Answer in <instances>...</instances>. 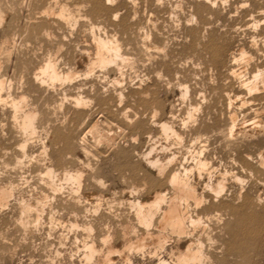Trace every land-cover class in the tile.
Segmentation results:
<instances>
[{
	"label": "rangeland",
	"instance_id": "1",
	"mask_svg": "<svg viewBox=\"0 0 264 264\" xmlns=\"http://www.w3.org/2000/svg\"><path fill=\"white\" fill-rule=\"evenodd\" d=\"M130 1L0 0V80H8L0 91V191L10 194L0 203V264H99L98 256L86 259L92 245L101 255L117 251L105 264H180L179 252L197 251L200 242L211 257L202 264H264V114L256 134L234 137L227 133L230 121L225 125L220 115L229 106L224 98L230 92L224 82L228 69L264 65V0H212L210 6L200 0ZM98 2L104 4L99 10ZM65 4L74 21L58 19ZM200 17L215 21L212 28L200 27ZM96 37H118L121 53L132 60L101 66ZM213 39L228 49L219 71L205 50ZM242 52L248 58L233 64L231 58L240 59ZM48 59H56L62 76L70 73L74 79L43 80ZM22 98L16 110L14 101ZM76 98L85 104L77 105ZM22 111L37 113L35 131L22 130ZM206 111H214L215 123ZM163 122L184 139L166 136L159 127ZM201 157L209 165L194 169ZM157 160L163 171L150 165ZM181 166L193 168L192 176L186 177ZM173 167L196 187L199 206L184 207L202 223L188 224L180 237L166 230L164 248L150 242L141 252L130 251V242L147 230L136 220L134 202L150 203L165 192L162 181ZM48 168L59 175L54 174L56 181L47 178ZM66 172L83 173L81 184L66 181ZM217 180L226 186L219 196ZM155 224L150 231L158 235Z\"/></svg>",
	"mask_w": 264,
	"mask_h": 264
},
{
	"label": "bare ground",
	"instance_id": "2",
	"mask_svg": "<svg viewBox=\"0 0 264 264\" xmlns=\"http://www.w3.org/2000/svg\"><path fill=\"white\" fill-rule=\"evenodd\" d=\"M100 1V0H99ZM131 1H133V0H131ZM130 1V2H131ZM200 1H204L205 3H207L208 5L209 4H211L210 2L212 1V0H200ZM199 1V2H200ZM250 1V0H249ZM134 2H135V0H134ZM134 2H131V3H133L134 4ZM258 2V1H257ZM60 3V2H59ZM213 3H214V1H213ZM226 3V2H225ZM244 3V2H243ZM243 3H241V5L243 4ZM251 3V2H250ZM57 4H58V2H57ZM95 4H96V2H95ZM108 4V3H107ZM132 4V5H133ZM201 4H202V2H201ZM215 4V3H214ZM255 5V4H254ZM257 5V4H256ZM129 6V5H128ZM203 6V5H202ZM210 6V5H209ZM51 7V6H50ZM98 10L99 9H101V8H103L104 7V4H102L101 2H98V4H97V6H95ZM214 7V6H213ZM218 7V6H217ZM70 7H68V4L66 5H61V7H60V12H59V17H58V15H56V16H54V17H58V19L61 17L62 18V21H63V19L64 20H67V21H69V20H73L74 21V19L76 18V17H74V15L72 14L73 12H71L70 11V9H69ZM122 8V7H121ZM206 8V7H205ZM204 8V9H205ZM208 8H210V7H208ZM258 8V7H257ZM52 9V8H51ZM56 9V8H55ZM59 9V8H58ZM105 9V8H104ZM116 9V8H115ZM203 9V10H204ZM57 10V9H56ZM116 10H120V7L119 8H117ZM202 10V9H201ZM209 10V9H208ZM211 10H212V7H211ZM261 10V9H260ZM262 10H264V9H262ZM52 11V10H51ZM51 11H49L50 12V14H51ZM55 11V10H54ZM73 11V10H72ZM101 11H103V10H101ZM204 12V11H203ZM208 12H210V11H208ZM117 13V12H116ZM119 13V12H118ZM217 13V12H216ZM215 13V14H216ZM115 14V13H114ZM205 14V13H204ZM210 14V13H209ZM52 15H55V12H53L52 11ZM117 16V15H116ZM118 16H119V14H118ZM202 16V15H201ZM210 16V15H209ZM52 17V16H51ZM54 17H53V20H54ZM115 17V16H114ZM211 17V16H210ZM214 18H215V16H213ZM217 17H219L218 15H217ZM50 18V17H49ZM116 18V17H115ZM220 18V17H219ZM112 19V18H111ZM212 19V18H211ZM217 19V18H216ZM221 19V18H220ZM220 19H218L219 21H220ZM56 20H57V18H56ZM55 20V21H56ZM61 20V19H60ZM130 20V19H129ZM213 20V19H212ZM215 20V19H214ZM51 21H52V19H51ZM222 21V20H221ZM54 22V21H53ZM60 22V21H59ZM70 22V21H69ZM68 22V23H69ZM213 22H215V21H212V22H210L208 19H206V18H204V17H200V19H199V22H197V23H199V26L200 27H202V28H208V27H210L211 25H212V23ZM132 23V22H131ZM258 24V23H257ZM93 25V24H92ZM256 25V24H255ZM259 25H261V24H258V26ZM62 26V25H61ZM121 27V26H120ZM214 27V26H213ZM237 27V26H236ZM210 28H212V27H210ZM198 29V28H197ZM194 30V29H193ZM221 30V29H220ZM197 31V30H196ZM200 31V30H199ZM207 31V30H206ZM201 32V31H200ZM193 33V32H192ZM196 33H199V32H196ZM211 33V32H210ZM214 34V33H213ZM116 35V34H115ZM190 35V34H189ZM51 36V35H50ZM118 36V35H117ZM159 36V35H158ZM97 38V49H98V62L100 63V65L101 66H109V65H112V63H114V64H117V63H119L120 62V64H125V63H127V62H129V60L131 61L132 59H130V58H128V56H127V54L125 55V54H122L121 53V44L119 43V41H114V40H116L115 39V37H114V40H108V39H110V38H108V39H103L102 37L101 38H98V37H96ZM119 40V39H118ZM220 40V39H219ZM198 43V42H197ZM226 44H228V43H226ZM198 45V44H197ZM123 47V46H122ZM204 47V46H203ZM227 46L225 45V43L224 42H221V40H220V42H218V40H215V39H213V40H211L207 45H205V50H206V52H207V54H209L210 55V57H209V61L212 63V65H213V67L216 69V70H218L219 71V65L220 66H223V65H221L220 64V59H221V57H223V56H221L225 51H226V48ZM199 50H201V49H199ZM228 50V49H227ZM196 51H197V49H196ZM198 52H200V51H198ZM206 52H205V54H206ZM50 53H48V55H49ZM50 55H53V54H50ZM208 56V55H207ZM50 58V57H49ZM208 58V57H207ZM248 58V56H247V53H245V52H242L241 53V55H240V59H238L236 56H233V58H231L232 60L231 61H233V64H236V62H240V61H242V60H246ZM97 59V58H96ZM202 59V58H201ZM49 60V59H48ZM56 59H54V61H55ZM93 60V59H92ZM225 60V59H224ZM54 61H52V60H49V61H45L46 62V64H43V68L41 69V75L43 76L42 78H43V80H44V77L46 78V80H48V81H50V82H59V81H63V79H65V81L67 80V81H69L70 82V80H72V79H74L73 78V75L72 74H68L66 77H64V76H62L60 73H59V71H57V65H56V63L54 62ZM230 61V62H231ZM83 62V61H82ZM209 62V63H210ZM57 63H58V61H57ZM206 63V62H205ZM229 63V62H228ZM97 64V63H96ZM232 64V65H233ZM117 65H119V64H117ZM211 65V64H210ZM229 65H230V63H229ZM231 65V66H232ZM247 66V65H246ZM213 67H211V68H213ZM230 68V67H229ZM234 68V67H233ZM232 67L230 68V69H228V75L225 77V80H224V82H225V86L227 87V89H228V91H230V92H228L229 94H225L226 96H224V98L225 97H227V100H228V102H229V106H228V110L226 109V112L224 113V114H220L221 116H224L225 117V119H227V121L226 120H223L225 123V125H226V123H228V121H230V123H228V126L230 125V127H228V129H227V133H228V135L229 136H231V137H234L235 135H249V134H251V133H255L256 134V131L259 129V128H263V122H261V121H259V120H257L259 117H260V115H262V114H264V106H262V105H264V65L262 66V65H256V67L255 68H252L251 70L249 69V71L247 70V69H239V70H234ZM59 69V68H58ZM121 69H123V68H121L120 66H119V69L118 70H120L121 71ZM105 70V69H104ZM212 70V69H211ZM227 70V69H226ZM209 71V70H208ZM178 72V71H177ZM181 72V71H180ZM224 72V71H223ZM199 73V72H198ZM218 74H220V73H218ZM38 76V75H37ZM223 76V75H222ZM220 77V75L219 76H217V78H219ZM2 78H4V77H2ZM1 78V79H2ZM41 78V79H42ZM35 79H37V78H35ZM40 79V78H39ZM38 80V79H37ZM43 80H42V82H43ZM220 80V79H219ZM218 80V81H219ZM8 80H6V82H7ZM64 81V82H65ZM5 80L3 79V80H0V91H2V90H4V88H6V86H5ZM32 82V81H31ZM30 82V83H31ZM37 82H39V81H37ZM41 82V81H40ZM39 82V83H40ZM47 83V81H44V83ZM47 83V85L48 84H50L51 85V83ZM68 82V83H69ZM220 82V81H219ZM222 82V81H221ZM46 83L44 84L45 86H47L46 85ZM38 84V83H37ZM43 84V83H42ZM221 83H219V85H220ZM40 85H41V83H40ZM39 85V86H40ZM49 85V86H50ZM42 86V85H41ZM48 86V87H49ZM182 86V85H181ZM223 86H224V83H223ZM36 87V86H35ZM44 87V86H43ZM183 87V86H182ZM186 87V86H185ZM226 87H225V89H226ZM184 88V87H183ZM224 88V87H223ZM9 89V88H8ZM149 89V88H148ZM186 89V88H185ZM215 89V88H214ZM220 89V88H219ZM222 89V88H221ZM224 89V90H225ZM221 91V90H220ZM226 91V90H225ZM145 92V91H144ZM144 92L143 93H141V94H144ZM219 92V91H218ZM223 93H225L224 91H222ZM221 92V93H222ZM227 92V91H226ZM7 93V92H6ZM147 93V92H146ZM145 93V94H146ZM148 93H149V91H148ZM147 93V94H148ZM183 93H185V94H183L185 97L187 96V95H189V91H187V89L185 90V92H183ZM244 93H246V96L244 95H242V94H244ZM216 94V93H215ZM3 95V94H2ZM2 95H1V97H2ZM182 95V96H183ZM218 95V94H217ZM221 95V94H220ZM11 96V95H10ZM79 96V95H78ZM140 96V95H139ZM142 96V95H141ZM144 96V95H143ZM4 97V96H3ZM202 97V96H201ZM223 97V96H222ZM10 98V97H9ZM67 98H69V97H67ZM78 98V97H77ZM76 98V99H77ZM204 98H205V96H204ZM203 98V99H204ZM6 99V98H5ZM74 99V98H73ZM220 99H222L221 98V96H220ZM219 99V100H220ZM2 100V99H1ZM24 100H25V98H22L21 99V101L20 102H15L14 101V105H13V107L16 109V110H18V109H20V108H22V104L24 103ZM84 99L83 98H80V99H77L76 101V103H78L77 105H79V104H82L84 101H83ZM206 100V99H205ZM222 100H224V99H222ZM226 100V99H225ZM224 100V101H225ZM75 101V100H74ZM142 101V100H141ZM221 101V100H220ZM219 101V102H220ZM147 102V101H146ZM228 102H226V103H228ZM3 103V102H2ZM239 103H240V105H239ZM84 104H85V102H84ZM215 104V103H214ZM220 104V103H219ZM222 104V103H221ZM220 104V105H221ZM239 106H238V105ZM195 106V105H194ZM194 106H192V107H194ZM212 106V105H211ZM210 106V107H211ZM237 106V107H236ZM12 107V108H13ZM191 107V106H190ZM196 107V106H195ZM198 107V106H197ZM217 107V106H216ZM223 107V106H222ZM222 107H220V108H222ZM225 107H226V104H225ZM225 107H223V108H225ZM234 107H236L235 108V110H233L234 109ZM130 108V107H129ZM212 108V107H211ZM132 110H133V108H131ZM192 109H194V108H192ZM209 109V108H208ZM214 109V108H213ZM127 110V112L129 113V111H128V109H126ZM130 110V109H129ZM131 110V111H132ZM195 110V109H194ZM194 110H193V112H194ZM218 110V109H217ZM216 110V111H217ZM263 110V111H262ZM32 111V110H31ZM35 111V110H34ZM23 112L24 113V115H23V119H22V130H24L25 129V132L27 131V132H32L33 130L35 131V128H34V124H35V120H36V118H37V113L36 112ZM220 111V110H219ZM237 111H239V112H241V114L240 115H243V118H242V120H240L239 119V113L237 112ZM262 111V112H261ZM126 112V111H125ZM159 111H157L156 112V114L155 115H157V113H158ZM192 112V111H191ZM192 112V113H193ZM196 112V111H195ZM206 112H208V111H206ZM214 111H212V113H213ZM251 112V113H250ZM18 113V112H17ZM22 113V114H23ZM211 112L209 113H207L208 114V116H211V114H212ZM246 113V114H245ZM15 114H16V112H15ZM210 114V115H209ZM217 114V113H216ZM250 114H253L254 116H255V118H254V120L252 121V122H250L249 120H248V118L246 117V116H252V115H250ZM159 115V114H158ZM162 115H164V114H162ZM213 115V114H212ZM218 115H219V113H218ZM18 116V115H17ZM128 116V114L126 113V117ZM217 116V115H216ZM129 117V116H128ZM157 117V116H156ZM155 117V118H156ZM165 117V116H164ZM174 117V116H173ZM212 117V120H213V116H211ZM218 117V116H217ZM220 117V116H219ZM15 118H16V116H15ZM241 118V117H240ZM189 119H190V117H189ZM191 119H193V115H192V118ZM207 119V118H206ZM221 119V118H220ZM224 119V118H223ZM188 120V119H187ZM219 120V119H218ZM14 121H16V119L14 120ZM130 121V120H129ZM157 121V120H156ZM205 121V120H204ZM221 121V120H220ZM214 122V120L212 121V123ZM13 123V122H12ZM159 123V122H158ZM204 123H206V122H204ZM204 123H202L203 125H204ZM215 123V122H214ZM217 123H218V121H217ZM221 123V122H220ZM220 123H219V125H220ZM147 124V123H146ZM188 124V123H187ZM207 124V123H206ZM222 124V123H221ZM184 125V124H183ZM186 125V124H185ZM147 126V125H146ZM156 126V125H155ZM161 126V130H162V132H165L166 134H172V135H174V136H176V138H178L180 141H181V139H182V137H181V134H184V133H178L179 132V130L178 129H176V130H178V131H175L172 127H171V125L169 126L168 125V123H161V125H159V127ZM197 126V125H196ZM209 126V125H208ZM212 126V125H211ZM200 127V126H199ZM213 127H215L214 125H213ZM218 127V126H217ZM217 127H215L216 128V130L217 131H219L218 129H219V127H218V129H217ZM182 128V127H181ZM185 127H183V129H184ZM197 128V127H196ZM204 128V127H203ZM221 128H222V126H221ZM224 128V127H223ZM223 128L221 129L222 131H223ZM95 129V128H94ZM146 129V128H145ZM154 129V128H153ZM182 129V130H183ZM186 129V128H185ZM199 128H197V130H198ZM201 129H202V127H201ZM147 130V129H146ZM151 130V129H150ZM196 130V131H197ZM200 130V129H199ZM204 130H206V129H204ZM209 130V129H208ZM208 130H207V132H208ZM210 130H212V128L210 129ZM220 130V131H221ZM91 131V130H90ZM153 131V130H152ZM216 131V132H217ZM221 131V133H223ZM26 132V133H27ZM197 132H199V131H197ZM200 132H202V131H200ZM92 133V132H91ZM149 133H151V132H149ZM153 133V132H152ZM164 133V134H165ZM196 133V132H195ZM226 132L224 133V135H226L227 134ZM32 134H34V133H32ZM169 134L168 135H166V136H169ZM200 134V133H199ZM208 134V133H207ZM31 135V134H30ZM149 135V134H148ZM152 134H150L149 136H151ZM197 135V134H196ZM223 135V136H224ZM228 135H226V137L228 136ZM153 137H154V135H152ZM152 136H151V138H152ZM192 136H193V134H192ZM195 136V135H194ZM225 137V136H224ZM98 138V137H97ZM197 139H198V137H196ZM195 138V141L197 140ZM202 138V137H201ZM230 138V137H229ZM228 138V139H229ZM177 139V140H178ZM184 139V138H183ZM182 139V140H183ZM231 139V138H230ZM233 139V138H232ZM195 141H194V143H195ZM198 141V140H197ZM182 144V143H181ZM25 146V145H24ZM23 146V147H24ZM23 147H22V149H23ZM202 148V147H201ZM154 148L152 149V151L149 153V154H147L148 155V157L151 155V153L152 152H154ZM201 150V149H200ZM202 150H203V148H202ZM204 151V150H203ZM202 152V151H201ZM200 153V152H199ZM203 153V152H202ZM198 155V154H197ZM138 156V155H137ZM262 156V159L264 160V155L262 154L261 155ZM176 157V156H175ZM174 157V158H175ZM203 157H205V151H204V156ZM209 158V157H208ZM174 161V159H171L170 161L171 162H173ZM196 160V159H195ZM247 160H249V158L247 159ZM149 162V161H148ZM169 162V161H168ZM171 162H170V164H171ZM206 162H208V160L207 161H204V160H202V157L200 158V160H198L197 162H196V164L194 165V169H202V168H205L206 166H207V164L208 163H206ZM192 164V163H191ZM211 164V163H210ZM150 165H152V166H154L155 168H157L158 170H162V165H161V163H160V161H150ZM182 165H183V163H182ZM184 165H186L185 163H184ZM209 165V164H208ZM175 166V165H174ZM188 166V165H187ZM186 166V167H187ZM189 166H191V165H189ZM182 167V169L184 170V173H185V176L187 177V175L191 172L192 173V171L194 172V169L193 168H191V169H188V168H186V167H183V166H181ZM196 167V168H195ZM212 167V166H211ZM211 167H209V168H211ZM177 168V167H176ZM213 168V167H212ZM209 170V169H208ZM163 171V170H162ZM180 171H182L181 169L179 170V167H178V170H176V169H174V167H173V170L171 169V171L169 172V175H168V178L165 180V181H162V185H163V187L166 189V191L165 192H158V193H156L155 195H154V197L153 198H151L152 199V201L150 202V203H146V202H140V201H138V202H134V205H133V203H132V205H133V208L134 209H136V216H137V218H136V220L137 221H139L138 223H140V224H142V226H145L146 228H147V230H146V233H144V234H142L141 236H140V238H138L136 241H133V242H130V244H129V249H130V251H136V252H141V251H143V250H145L147 247H148V245H149V243L150 242H152L155 246H157V247H159V248H164L165 247V244H166V235H167V233H165V231L167 230H171V231H173V233L174 234H177V235H179L178 237H180V236H182V235H184V234H186L187 233V229H188V224L189 225H195V226H197L198 224H200V223H202L201 221H203V218H201V219H198L197 218V216H196V218H197V220H195L194 219V217H192V216H188L187 215V213L189 212V211H187V213H186V208H187V206H186V208L184 207V205H185V203H188L189 205H190V203L189 202H195L196 203V205H198L199 203H200V199H199V196H198V194H197V189H196V187L194 186V185H192L189 181H188V179H185V177H182V175H181V172ZM196 171V170H195ZM202 172V171H201ZM77 173V174H76ZM76 173H74V174H70V173H67L66 172V174H64V177H65V179H66V181L68 180L69 182H71V181H73V182H77L79 185L81 184V180H82V174L83 173H79V172H76ZM190 173V174H191ZM46 176H47V178H50V180L49 181H51L52 182V180H53V178H54V176L56 175V176H59L57 173L55 174V171L53 170V168H48L47 170H46ZM45 174H43L44 176H45ZM55 174V175H54ZM189 174V175H190ZM193 174V173H192ZM192 174H191V176H192ZM44 176H43V178H44ZM46 176H45V178H46ZM190 176V177H191ZM56 178V177H55ZM55 178H54V180H55ZM188 178H189V176H188ZM239 178V177H238ZM165 179V178H164ZM222 179V178H221ZM239 179H241V178H239ZM239 179H237V180H239ZM64 180V179H63ZM220 180V179H219ZM219 180H217V183L219 182ZM45 181H47V179L45 180ZM48 181V182H49ZM56 181V180H55ZM55 181H53V183L55 182ZM190 181H191V178H190ZM223 182H219L218 183V185H217V188L214 190V188H213V190L215 191V193L217 194V196H219L221 193H223L224 191H225V188H226V186L224 185V180H222ZM241 181V180H240ZM161 182V181H160ZM195 183V182H194ZM216 183V184H217ZM56 184V183H55ZM48 185H50L49 183H48ZM56 186H57V184H56ZM82 186V185H81ZM211 187V186H210ZM215 187V186H214ZM78 188H79V186H78ZM82 188V187H81ZM161 188V187H160ZM209 188V187H208ZM49 189H50V186H49ZM55 189H56V187H55ZM163 189V188H162ZM168 189H171V194H168ZM56 190H59L58 188L56 189ZM80 190V189H79ZM50 191V190H49ZM160 191V190H159ZM164 191V190H163ZM11 192V191H10ZM57 192V191H56ZM156 192H157V189H156ZM211 193H212V191H211ZM55 194V193H54ZM75 194H76V192H75ZM77 194H78V192H77ZM56 195V194H55ZM91 196V195H90ZM170 196V197H169ZM92 197V196H91ZM10 198V194H9V192H7V190H2V191H0V203H4V202H6L8 199ZM75 198V197H74ZM77 199V198H76ZM70 200V199H69ZM81 200V199H80ZM203 201V200H202ZM71 202V201H70ZM73 203H74V201H72ZM72 202L70 203L71 204V206H72ZM78 202H80V201H78ZM77 202V200H76V203H78ZM81 203H83V202H81ZM69 204V205H70ZM79 205V204H78ZM78 205H76L75 204V206L77 207ZM81 205V204H80ZM199 206V205H198ZM75 207V208H76ZM190 207V206H189ZM25 208H26V210L28 209V210H30V209H32V205H27V206H25ZM24 208V209H25ZM73 208V207H72ZM74 208V209H75ZM82 208V207H81ZM188 209V208H187ZM190 209V208H189ZM27 210V211H28ZM81 210V209H80ZM26 212V211H25ZM75 213H76V211H75ZM190 214V213H189ZM75 215V214H74ZM77 215V214H76ZM191 215V214H190ZM193 215V214H192ZM78 216V215H77ZM199 216V215H198ZM76 217V216H75ZM157 221V228H158V230H159V234L158 235H155V234H153V233H151V231H150V228H152V226H154V228H155V222ZM77 224V223H76ZM155 224V225H154ZM73 225V224H72ZM74 226V225H73ZM81 227V226H80ZM85 228V227H84ZM91 228V227H90ZM146 228H144L143 227V229H146ZM189 228H190V226H189ZM89 228H87V230H88ZM156 229V228H155ZM91 230V229H90ZM90 230H88V231H90ZM92 230H93V228H92ZM166 231V232H167ZM188 231H189V229H188ZM153 232V231H152ZM155 232V231H154ZM189 234V233H188ZM176 235V236H177ZM109 239H110V237H108ZM109 239H103L104 240V242L105 243H109L110 242V240ZM178 239H180V238H178ZM199 241V240H198ZM103 242V243H104ZM91 244H93V243H91ZM90 244V245H91ZM200 245H199V248L197 249V251L195 250H192L193 248H185L186 250H183V251H180L179 252V255H178V258H177V260L179 261V263L180 264H202L204 261H207L208 260V256L205 254V252H203L204 250H203V247H202V245L203 244H201V242L199 243ZM89 245V244H88ZM198 246H196V248H197ZM87 251H88V249H87ZM104 252V251H103ZM117 251H113L112 250V248H110L109 249V252H108V255H101V254H99V251H98V249H97V247L95 246V245H92L91 247H89V254H86L85 256L87 257L86 259H88V261L90 262V261H93L95 258H97V256H98V263L99 264H105V263H107V262H111L112 261V254L113 253H116ZM207 259V260H206ZM211 259V257L209 258V260ZM208 260V261H209ZM166 262V261H165ZM165 262H163L164 264H166Z\"/></svg>",
	"mask_w": 264,
	"mask_h": 264
}]
</instances>
